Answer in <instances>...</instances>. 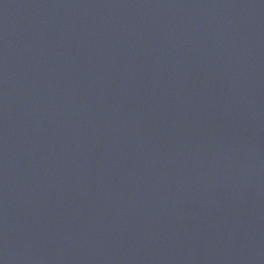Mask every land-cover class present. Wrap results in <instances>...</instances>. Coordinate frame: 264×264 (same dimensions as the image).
Returning a JSON list of instances; mask_svg holds the SVG:
<instances>
[{
    "label": "water",
    "instance_id": "95a60500",
    "mask_svg": "<svg viewBox=\"0 0 264 264\" xmlns=\"http://www.w3.org/2000/svg\"><path fill=\"white\" fill-rule=\"evenodd\" d=\"M0 264H264V0H0Z\"/></svg>",
    "mask_w": 264,
    "mask_h": 264
}]
</instances>
